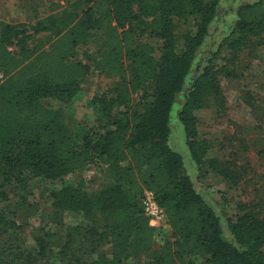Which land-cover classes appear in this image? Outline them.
Instances as JSON below:
<instances>
[{
    "label": "trees",
    "instance_id": "1",
    "mask_svg": "<svg viewBox=\"0 0 264 264\" xmlns=\"http://www.w3.org/2000/svg\"><path fill=\"white\" fill-rule=\"evenodd\" d=\"M65 2L32 24V34L0 24V264H139L143 255L147 264H264V203L240 191L242 171L232 157L217 156L196 117L201 111L221 117L227 100L220 80L234 78L240 53L264 38V0L238 8L198 70L197 54L220 0ZM43 33L49 34L44 41L36 38ZM147 37L160 43L158 57ZM87 45L95 51L84 59L114 85L93 100L95 111L77 137L56 104L65 106L78 93L89 67L77 49ZM172 117L183 127L198 177L215 174L239 192L226 219L231 243L168 146ZM92 164L106 174L98 192L60 183ZM32 179L59 187L49 192L51 211L27 248L17 224L24 203L17 210L3 202L8 186L17 196ZM148 191L170 233L157 250L141 207ZM67 216L92 223L67 227L60 238Z\"/></svg>",
    "mask_w": 264,
    "mask_h": 264
},
{
    "label": "rangeland",
    "instance_id": "2",
    "mask_svg": "<svg viewBox=\"0 0 264 264\" xmlns=\"http://www.w3.org/2000/svg\"><path fill=\"white\" fill-rule=\"evenodd\" d=\"M254 1L220 0L217 16L197 54V70L227 35L235 21L238 8ZM65 7V0H0V24L21 26L27 33L32 34V24L60 12ZM47 36L49 34L43 33L36 38L44 41ZM145 40L152 45L155 56L158 57L160 43L149 37ZM30 43L29 49L32 48ZM10 51L14 49L11 48ZM94 51L92 45L77 49L78 60L88 66L89 70L72 101L65 106L56 104L63 112L70 130L77 137L90 122L95 111L93 100L109 92L114 85V79L94 71L91 63L84 59L85 54ZM234 70V78L220 80L227 100L221 117H217L212 111L198 112L197 127L199 133L213 143L215 153L220 159L225 160L228 156L234 159L236 168L240 169L243 175L239 183L240 191L264 203V38L253 40L249 47L240 53ZM168 146L182 158L187 176L193 182L196 192L218 217L223 239L231 243L226 219L235 212L239 192L228 189L215 174L208 173L198 177L197 168L190 162L183 127L173 117L170 120ZM105 177L104 168L92 164L78 174L63 178L60 183L73 186L81 183L85 192L93 194L107 184ZM58 183L32 179L26 182L23 191L14 187L19 192L17 196L10 186L7 188L9 199L8 202H3V206L13 204L18 210L19 205L24 203L26 207L18 212L17 224L22 228L21 242L27 248L33 246L31 233L44 223L43 220L51 211L49 192L57 189ZM91 223V219L67 216L65 224L59 228V237L63 236L67 227ZM169 234L155 233L153 250L159 249L164 241L169 239ZM149 261L148 255L139 258V264H147Z\"/></svg>",
    "mask_w": 264,
    "mask_h": 264
},
{
    "label": "built area",
    "instance_id": "3",
    "mask_svg": "<svg viewBox=\"0 0 264 264\" xmlns=\"http://www.w3.org/2000/svg\"><path fill=\"white\" fill-rule=\"evenodd\" d=\"M141 207L143 215L148 219L149 226L154 229L156 234L169 233L164 211L158 206L152 192H144Z\"/></svg>",
    "mask_w": 264,
    "mask_h": 264
}]
</instances>
